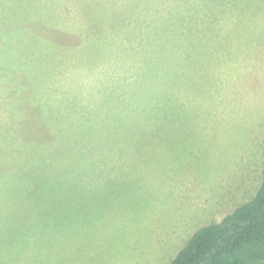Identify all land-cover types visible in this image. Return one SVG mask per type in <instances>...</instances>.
Returning <instances> with one entry per match:
<instances>
[{"label": "rangeland", "instance_id": "obj_1", "mask_svg": "<svg viewBox=\"0 0 264 264\" xmlns=\"http://www.w3.org/2000/svg\"><path fill=\"white\" fill-rule=\"evenodd\" d=\"M103 1L115 8L116 0ZM152 1L185 31L164 42L159 79L139 84L125 45L117 55L99 28L88 36L80 25L103 9L101 0H1L0 29L16 23L17 31L0 36V187L8 186L0 190V227L22 214L36 222L0 233V264H166L197 228L220 220L260 184L264 0ZM17 32L24 38L16 40ZM113 88L124 99H110L118 118L108 133L112 118L100 111ZM41 102L58 110L76 102V111H87L69 118L77 127L98 118L88 136L92 152L114 164L88 162V177L79 180L67 169L64 211L37 217L33 172L19 169L50 150L48 165L34 163L42 175L63 156L48 130L20 131L21 115L39 112ZM77 152L86 154L82 146ZM41 216L50 218L47 226H39Z\"/></svg>", "mask_w": 264, "mask_h": 264}, {"label": "trees", "instance_id": "obj_2", "mask_svg": "<svg viewBox=\"0 0 264 264\" xmlns=\"http://www.w3.org/2000/svg\"><path fill=\"white\" fill-rule=\"evenodd\" d=\"M178 1L179 0H177V2ZM101 2L102 5L100 8L103 7V9L93 11L92 14L88 12L86 16H91L90 20L88 21V19L84 17L82 21H79L82 22L80 25L86 29L88 36L95 28H99V32L97 33L100 34L98 35L99 39L100 36L105 39L107 38L110 48L112 47L117 55H122L123 53H121V51L124 49L120 50V48L126 47L127 52L136 58L135 67L137 69V82L139 84L145 82L147 78H150L149 80L154 78V81H157L162 72L161 62L163 63V55L165 54L164 42L168 41L169 43H173L176 39L173 38L174 35H176V31L180 29L181 32H184L185 28H183V26H178L174 21V16L171 14L169 17H164L162 13H160L163 9L159 6L155 7V2L153 1L152 5L149 0H116L115 8H108L103 0H101ZM188 4L190 3L185 4L186 10ZM169 7L173 8L175 11L178 10V4H171ZM192 22L193 21L190 20L189 29H193V27H191ZM4 26L2 30L0 29V36L6 32V30L17 31L16 23H5ZM217 33L215 29L212 30L210 33L212 39ZM8 35L14 36L13 34ZM188 35L189 32L186 36ZM23 38L20 37L17 32L16 40ZM11 42H13V40H11ZM2 50L6 52L4 47H2ZM165 73H171L172 76L176 74L175 72H167L166 68ZM113 89L109 91V100L107 101L104 99L102 101L103 108L100 111L101 113H108L106 115L110 119L112 118L111 121L106 124L108 133L113 132L111 128L117 125L116 122L118 118L116 113L117 110L115 108L112 110L110 109V99H118L117 103H120V99H124L122 96V88ZM116 92H120V95ZM42 95H44V93L40 94L39 97L41 98ZM41 103L42 105L38 103L39 108L37 109L39 112L35 113L31 110L21 115L19 119L20 131L25 132L31 130L38 134L42 130H48L52 136L60 138L64 157L60 156L50 160V166H47L49 171H42V175L36 172L37 165L34 163L42 166L48 165L45 157L51 155L50 150L47 151L44 156L41 155V153H37L40 160H37V162L33 164L29 161L26 164L28 165L27 167L19 169L27 171L30 168L33 172L34 177H31L33 180L31 187L36 188L35 192L38 196V204L36 202L33 203V209L39 213L37 217L40 214L43 215V213L56 214L59 211H64L61 210L62 208L60 205L63 203L64 198H66L65 194L68 192L62 191L61 185H63L62 183L65 180L67 169L77 170V172H79V180L80 178L83 179L88 177L89 172H87V167L92 166L88 164V162L96 165L105 163L114 164L108 154L106 156H101V154L106 153L97 155L92 152L94 148L91 146L92 141L90 142L91 139L88 136L94 128L99 127L97 123L98 118L95 122L83 120L84 123L81 122V127H77L69 118L72 115L85 114L87 111L84 108L82 111H76V102H74L73 105L70 104L72 106L71 108L66 106L59 110L55 106L47 108L44 102ZM117 103L115 102L114 104ZM172 112L173 110L167 111L166 113L171 114ZM136 118L137 117L134 116V119ZM112 120H114V123ZM160 123L161 120L159 121V124ZM104 128L105 127H101L100 129ZM126 129L129 128L125 127L124 130ZM154 130L158 131V125ZM110 137L111 135L107 138L110 139ZM81 139H84L83 142ZM81 146L86 152L85 155L82 153L78 155L77 150ZM261 154V181L253 195L236 205L231 212L224 214L220 220L197 228L189 236L185 244L177 251L174 257L166 264H264V140L261 146ZM66 158L67 165L64 161ZM56 161L64 165L56 168ZM19 170L14 171L15 174H21ZM58 176L60 179H58ZM61 176L63 179H61ZM4 184L0 187V190H7L8 186L2 188ZM85 186L86 185L80 187L79 192L81 189L85 188ZM22 215L24 218L21 220H17V216H12V220H8V222L5 221L6 224L0 227V233L4 230L14 229L17 225L22 226L19 228L32 229L31 227L35 226L34 223L36 221H33L35 219L26 216V214ZM41 217L43 219H38L39 226H47V224L50 223V218ZM2 222H4V220L1 221V223ZM8 233L11 232L8 231Z\"/></svg>", "mask_w": 264, "mask_h": 264}]
</instances>
